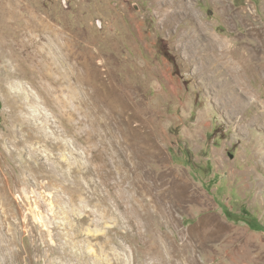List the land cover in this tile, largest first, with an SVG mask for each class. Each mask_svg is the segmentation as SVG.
Segmentation results:
<instances>
[{"label": "rangeland", "instance_id": "374dc122", "mask_svg": "<svg viewBox=\"0 0 264 264\" xmlns=\"http://www.w3.org/2000/svg\"><path fill=\"white\" fill-rule=\"evenodd\" d=\"M0 102V264H264V0H0Z\"/></svg>", "mask_w": 264, "mask_h": 264}, {"label": "bare ground", "instance_id": "6f19581e", "mask_svg": "<svg viewBox=\"0 0 264 264\" xmlns=\"http://www.w3.org/2000/svg\"><path fill=\"white\" fill-rule=\"evenodd\" d=\"M118 100V99H117ZM128 117H130V116H128ZM133 120V119H132ZM129 121V120H128ZM137 123V122H136ZM141 126H140V124H137V129L140 131L141 130V128H140ZM135 128V127H134ZM142 132L143 131H140L139 133H138V131H137V133L138 134H135V136H134V133H136V132H133L132 133V138H130V139H133V140H135V141H137L138 142V145H139V148L140 149H142V145L145 143V142H148L149 143V141L148 140H146L145 139V137H144V135H142ZM129 139V140H130ZM131 142V141H130ZM137 145V144H136ZM139 149V150H140Z\"/></svg>", "mask_w": 264, "mask_h": 264}, {"label": "water", "instance_id": "95a60500", "mask_svg": "<svg viewBox=\"0 0 264 264\" xmlns=\"http://www.w3.org/2000/svg\"><path fill=\"white\" fill-rule=\"evenodd\" d=\"M0 109H1V102H0Z\"/></svg>", "mask_w": 264, "mask_h": 264}, {"label": "trees", "instance_id": "16d2710c", "mask_svg": "<svg viewBox=\"0 0 264 264\" xmlns=\"http://www.w3.org/2000/svg\"><path fill=\"white\" fill-rule=\"evenodd\" d=\"M253 228V227H252Z\"/></svg>", "mask_w": 264, "mask_h": 264}]
</instances>
